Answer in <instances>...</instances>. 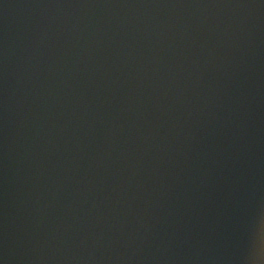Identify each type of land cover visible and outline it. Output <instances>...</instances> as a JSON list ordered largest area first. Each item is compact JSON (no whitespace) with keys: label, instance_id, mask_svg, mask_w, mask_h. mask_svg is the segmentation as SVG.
Returning <instances> with one entry per match:
<instances>
[{"label":"water","instance_id":"1","mask_svg":"<svg viewBox=\"0 0 264 264\" xmlns=\"http://www.w3.org/2000/svg\"><path fill=\"white\" fill-rule=\"evenodd\" d=\"M264 208V0H0V264H247Z\"/></svg>","mask_w":264,"mask_h":264},{"label":"rangeland","instance_id":"2","mask_svg":"<svg viewBox=\"0 0 264 264\" xmlns=\"http://www.w3.org/2000/svg\"><path fill=\"white\" fill-rule=\"evenodd\" d=\"M247 264H264V208L251 242Z\"/></svg>","mask_w":264,"mask_h":264}]
</instances>
